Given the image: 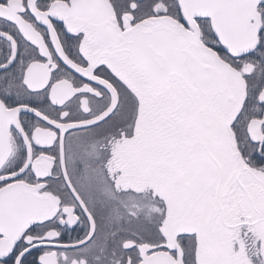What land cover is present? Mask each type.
Here are the masks:
<instances>
[{"label":"snow or ice","instance_id":"1","mask_svg":"<svg viewBox=\"0 0 264 264\" xmlns=\"http://www.w3.org/2000/svg\"><path fill=\"white\" fill-rule=\"evenodd\" d=\"M0 264H264V0H0Z\"/></svg>","mask_w":264,"mask_h":264}]
</instances>
